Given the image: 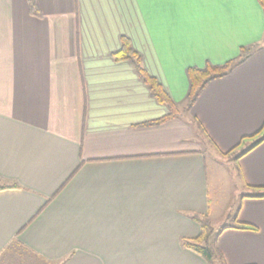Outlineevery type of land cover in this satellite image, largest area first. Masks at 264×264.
Listing matches in <instances>:
<instances>
[{"label": "crops", "instance_id": "crops-1", "mask_svg": "<svg viewBox=\"0 0 264 264\" xmlns=\"http://www.w3.org/2000/svg\"><path fill=\"white\" fill-rule=\"evenodd\" d=\"M33 2L34 13L28 0H0V178L19 186L0 192V264H207L183 247L200 233L194 218L215 230L236 208L255 230L227 229L216 248L225 264H264V198L250 197L264 188V141L222 157L264 123L258 1ZM123 39L178 117L145 125L167 110L115 60ZM253 46L182 111L189 68ZM208 153L213 171H236V203L219 205Z\"/></svg>", "mask_w": 264, "mask_h": 264}, {"label": "trees", "instance_id": "trees-1", "mask_svg": "<svg viewBox=\"0 0 264 264\" xmlns=\"http://www.w3.org/2000/svg\"><path fill=\"white\" fill-rule=\"evenodd\" d=\"M264 12V0H257ZM31 11L34 13V2L33 0H28ZM260 46L253 47H242L240 49L239 56L235 59L229 60L221 65H214L211 63H206L202 68L191 67L187 70V76L190 83L189 93L187 96V101L183 112H188L193 106L194 102L198 98L201 91L205 86L211 81L218 80L226 77L235 66L244 62L256 49ZM117 61H129L138 75L139 79L145 84L150 92V95L160 104L165 106L167 114L155 122H151L145 125H156L163 123L167 120L176 118L181 113L178 108L171 102L167 94L164 92L161 85L157 82L155 78L150 76L141 65L140 56L131 48L127 40H122L121 48L114 55ZM197 127L199 128L202 135L206 138V134L202 130L200 124L195 120ZM264 141V123L262 127L254 134L243 137L239 140L235 147L229 150L227 153L222 154V157H228L232 154L238 152L239 154L235 158L237 160L239 157L243 156L257 145ZM208 142L210 140L208 139ZM19 189L16 184H7L0 178V192L5 190ZM257 194L250 196L251 198H264V188L256 189ZM238 208L235 209L232 215V225L222 227L215 232L211 227L208 219L206 218H194V220L199 224L200 233L199 235L192 239L185 241L183 247L191 250L195 254L201 256L207 264H225L221 253L216 248V242L219 235L227 230H240V231H254L255 228L248 224H243L237 221Z\"/></svg>", "mask_w": 264, "mask_h": 264}, {"label": "rangeland", "instance_id": "rangeland-1", "mask_svg": "<svg viewBox=\"0 0 264 264\" xmlns=\"http://www.w3.org/2000/svg\"><path fill=\"white\" fill-rule=\"evenodd\" d=\"M207 158V165L209 166V176L211 177V181H212V174H214V180L211 183V190L213 192V194L215 193V195L218 198V201L220 202L219 205H224L225 203H231L235 202L236 203V199H238L239 195L238 193H241V191H237L236 187H237V173L236 171H234L233 169H231V165H229V163H224L223 166L224 167H220V168H215L216 171H213L211 168L214 166H212V155L210 153L207 154L206 156ZM228 164V166H226ZM231 209V207H230ZM231 213V210L229 212V214ZM231 215V214H230ZM214 220V219H213ZM215 222H212L214 228H215V232L218 231V229L220 227H222L223 225V221L221 219H217L214 220ZM226 223H228L229 225H232V221L229 220V222L227 221ZM211 225V224H210ZM212 227V226H211ZM214 230V229H213Z\"/></svg>", "mask_w": 264, "mask_h": 264}, {"label": "snow or ice", "instance_id": "snow-or-ice-1", "mask_svg": "<svg viewBox=\"0 0 264 264\" xmlns=\"http://www.w3.org/2000/svg\"><path fill=\"white\" fill-rule=\"evenodd\" d=\"M207 2H216V0H142V3L159 7L175 6L177 4L194 7ZM233 2L254 3L256 0H233Z\"/></svg>", "mask_w": 264, "mask_h": 264}]
</instances>
